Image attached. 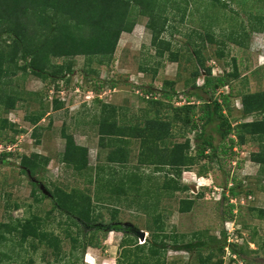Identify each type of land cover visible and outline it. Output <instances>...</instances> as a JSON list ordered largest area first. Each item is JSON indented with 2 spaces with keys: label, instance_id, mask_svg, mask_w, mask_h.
<instances>
[{
  "label": "rangeland",
  "instance_id": "374dc122",
  "mask_svg": "<svg viewBox=\"0 0 264 264\" xmlns=\"http://www.w3.org/2000/svg\"><path fill=\"white\" fill-rule=\"evenodd\" d=\"M148 1L131 3L125 23L131 26V31L121 33L113 61L108 64H98L96 57L88 59L78 55L73 58L74 72L56 83L41 81L22 70L6 80L7 92L12 87L19 92L20 99L9 111L0 105V118H7L12 124L0 131L7 139L3 143L8 139L17 143L6 160L0 157V223L16 224L17 220L21 224L26 217L37 214L42 218L43 229L58 237L60 249L56 255L53 247L37 239L20 242L14 232L0 227L7 235L0 241V264H116L122 257L120 244L126 232L123 229H127L124 223L145 231L144 238L137 237L138 243L160 229L159 235L165 234L167 237L163 240L169 245L163 255L165 264H204L205 258H209L205 264H247L239 255H234L228 246L231 243L247 261L264 264V219L254 210L264 208V175L259 174L260 165L251 158L260 148L259 137L247 134L245 142L233 148L229 147L228 140L220 142L213 126L208 127L218 146L216 157L201 160L184 170L179 178L181 184L195 186L197 192L203 194L201 197H195L190 189L174 193L158 189L170 171L167 168L154 172L153 166L139 167L143 179L141 188L135 187V190L125 186L122 189L116 182L112 193L103 181L110 176L107 154L112 147L99 143L102 116L115 114L126 122L143 124L146 117L154 114V107L150 112L145 110L148 103L137 92L138 84L161 87L164 80H174L177 93L170 100V106L188 101L195 103L193 118L196 120L200 102L186 93L185 86L186 80L192 84L193 71L201 72L195 78L198 86L204 81L207 67L211 68L212 76L236 72L237 76L230 77V85L219 88L213 96L219 98L220 93L231 91L230 111L225 112L233 125L264 118V113L244 114L241 103L242 95L264 91V0H155L158 4L155 20L157 14L168 18L165 31L157 36L169 41L172 50L165 52L162 58L157 54V45L151 44L152 33L146 27L149 17L143 11L149 6ZM171 57L176 61L169 60ZM63 60L51 58L58 64ZM53 86L56 96L50 91ZM57 86L59 90L65 89L64 106L59 109L53 107L56 97H61ZM76 88L79 91L75 92ZM43 111L45 114L37 124L30 123L32 116ZM165 112L172 116V111L160 110L161 114ZM34 130L39 141L33 135ZM180 130V123H173L163 145L184 141ZM63 131L77 144L88 148V168L73 170L60 161L65 148ZM185 137L190 139V151L194 153L195 133L187 132ZM139 144L137 138L131 140L129 162L125 167L115 164L119 172L113 180L125 169H135ZM31 153L50 159L46 168L33 177L23 173L20 166L21 156ZM232 177L250 190L251 198L241 192L236 200H221L218 184ZM55 186L67 192L76 188L87 194L93 202L94 224L119 222L123 228H107L104 233L102 227L95 231L94 224L86 226L87 240L98 241L99 246H87L81 254V248L77 244L73 247L71 240L78 228L68 224L66 215L53 208L49 192ZM210 186H217L216 193L213 194V188V192H209ZM149 188L152 197L144 195V190ZM184 198H195L190 211L178 209L179 201ZM155 199L158 203L153 207ZM14 203L19 206L14 208ZM230 204L234 206L232 219L228 218ZM230 220L232 222L225 223ZM172 235L177 236L179 244L200 239L205 245L190 253L177 250L172 247Z\"/></svg>",
  "mask_w": 264,
  "mask_h": 264
},
{
  "label": "trees",
  "instance_id": "16d2710c",
  "mask_svg": "<svg viewBox=\"0 0 264 264\" xmlns=\"http://www.w3.org/2000/svg\"><path fill=\"white\" fill-rule=\"evenodd\" d=\"M142 1L0 0V105L5 107V111L15 108L20 95L12 87L7 92L6 80L20 70L34 75L41 81L56 83L57 80L74 72L73 58L78 55H84L88 59L96 57L98 64H108L113 61L121 33L131 31V26L125 25L129 7L132 2L142 4ZM148 3L149 6H145L143 11L149 17L146 27L152 33L151 44L157 45V54L162 58L165 56V52L172 51L170 42L157 36L165 31L168 18L157 14L155 20L156 12L154 11L158 4L155 0H149ZM171 54L173 52H169V55ZM195 55L197 57L199 55L198 61L203 65L198 51L195 52ZM52 57L64 58V60L58 64L51 61ZM169 60L176 61L173 57ZM204 71L206 76L201 85L195 84V78L201 73L198 70H194L192 73L191 85L188 84V80L185 81L186 93L196 97L200 102L199 115L196 120L193 118L197 108L195 103L188 101L184 104L170 106V100L177 93L174 80H164L161 87H155L153 84L135 86L141 90L144 100L148 103L145 110L150 112L151 108H155L154 114L146 117L143 124L126 122L125 119L119 118L115 114L102 116L99 127L101 135L99 143L112 147L107 154L110 176L103 180L105 184H108L107 189L110 192H114V183L116 184V182L122 189H125L124 186L133 190L141 188L143 177L139 172V167L144 165L153 166L154 172H159L164 168L170 170L166 173L162 184L157 187L158 189L161 187L163 191L166 190L170 193L191 190V187L181 184L179 178L184 170L190 169L201 160L216 157L218 146L208 128L211 126L219 134L220 142L228 140L229 147L233 148L236 144H243L247 134L259 137L260 148L251 154V158L260 165L259 174L264 175V118L249 122H237L233 125L229 120L228 112H225L230 111L231 91L229 90L225 94L220 93L219 98L214 97L213 93L221 87L229 86L230 77L237 76V73L229 72L222 76H212L210 67L205 68ZM241 103L242 111L246 115L264 113V91L242 95ZM63 106V101L58 98L54 100L53 107L55 109ZM162 109L172 111V116L169 117L166 112L161 114L160 110ZM44 114V111L38 112L32 116L30 123L37 124ZM177 122L180 123V133L184 137V141L163 145L164 139L171 134L172 124ZM8 124L12 125L7 118H0V131H4ZM191 131L195 133L196 148L194 153L190 151V139L185 137V134ZM62 133L65 138V148L60 161L73 170L88 168V148L77 144L73 137L64 134V131ZM33 135L38 140L35 130ZM231 136L236 139L234 140ZM135 138L140 143L135 169H125L116 180H113L118 171L115 164L125 167L129 162V145ZM5 139V136L0 135L1 144H4ZM5 143L13 144L15 142L8 139V142ZM12 153L0 152V157L2 160H6ZM49 161L47 156L38 153L22 155L20 158L21 171L33 177L37 172L43 171ZM98 177L100 178L99 175ZM230 182L232 184L229 186ZM32 184L35 185V182L33 181ZM218 186L222 188L221 200L237 199L241 192L246 195L251 193L244 184L242 185L234 177L227 178L222 185L218 184ZM211 188L210 186L209 192L212 191ZM150 191L152 192V189H145L144 195L152 197ZM49 193L52 197L53 208L66 215L68 224L78 228L77 235L71 237L73 247L77 244L81 248V254L84 253L87 246L98 247L99 242L87 240L84 231L86 226H91L96 221L92 215L94 213L92 199L76 188L67 192L55 186ZM194 195L201 197L203 194L198 190ZM249 197L252 196L249 194L247 198ZM156 199L151 204L153 207L158 203ZM194 199H181L178 209L181 212L190 211L194 205ZM13 206L17 208L19 205L14 203ZM232 207H234L233 204H230L229 219H232L234 215ZM254 210L259 218L264 219V208L258 207ZM42 226V218L37 214L26 217L21 224L17 220L16 224L0 223V227L6 228L9 233L14 232L13 235H17L20 242L29 238L37 239L38 242L53 247V251L58 255L60 249L58 237L54 236L52 232L45 231ZM158 228H162V225H158ZM95 229L98 231L101 228ZM102 231L107 233L108 230L102 229ZM158 231L160 232V229L153 231L143 243H138L136 235L125 232L120 244L122 257L117 259L116 264H165L163 255L169 245L163 240L167 236L159 235ZM170 237H172L173 248L185 250L188 253L205 245V242L200 239L179 244L176 235ZM6 238L7 235L0 229V241ZM228 246L234 255H239L247 264L258 263L252 260L247 261L234 244L231 243ZM208 261L209 258H205L202 262L205 264Z\"/></svg>",
  "mask_w": 264,
  "mask_h": 264
},
{
  "label": "water",
  "instance_id": "95a60500",
  "mask_svg": "<svg viewBox=\"0 0 264 264\" xmlns=\"http://www.w3.org/2000/svg\"><path fill=\"white\" fill-rule=\"evenodd\" d=\"M41 187L43 188V189H45L44 187H43V185H41ZM191 188H192V190H193V192L194 193H196L197 192V190L195 189V186H191ZM94 227H102L103 229H107V228H109V229H114V228H123V226L125 227H127V229H123V230H125L126 232H130L131 234H133V235H136L137 237H139V238H144V233H145V231H143V230H140V229H137L135 226H133L131 223H124L123 224V226H121V224L119 223V222H112V223H110V224H108V225H106V224H101V223H95L94 225H93ZM88 255L86 256V258L88 259Z\"/></svg>",
  "mask_w": 264,
  "mask_h": 264
},
{
  "label": "built area",
  "instance_id": "2783aa9c",
  "mask_svg": "<svg viewBox=\"0 0 264 264\" xmlns=\"http://www.w3.org/2000/svg\"><path fill=\"white\" fill-rule=\"evenodd\" d=\"M137 88V87H136ZM56 88L53 86V88L52 89H50V91L52 92V95H55V92H54V90H55ZM57 90H59V89H57ZM137 90V92H140L141 94H142V92H141V90L139 89V88H137L136 89ZM77 91H79V88H76V90H75V92H77ZM58 93H60V95H61V97H56V98H58L60 101H64L65 100V98L63 97V95H64V93H65V89H61V90H59L58 91ZM56 96V95H55ZM16 142L15 143H13V144H10V143H4V144H1L0 143V152H12L13 150H14V148H15V146H16ZM15 151V150H14ZM185 176V175H184ZM232 183L230 182L228 185L230 186ZM213 188V190H214V192H213V190L211 191V193L213 192V194L214 193H216V191H217V186H213L212 187ZM218 191L221 193V191H222V188L219 186V189H218ZM226 194H228V193H226ZM249 198H251V197H249ZM235 200H236V198H234ZM232 200V199H231ZM228 248V246L226 247V249Z\"/></svg>",
  "mask_w": 264,
  "mask_h": 264
},
{
  "label": "clouds",
  "instance_id": "9594fccd",
  "mask_svg": "<svg viewBox=\"0 0 264 264\" xmlns=\"http://www.w3.org/2000/svg\"><path fill=\"white\" fill-rule=\"evenodd\" d=\"M183 172H184V171H183ZM191 190H192V188H191ZM196 193H197V192H196ZM196 193H195V194H196ZM225 223H230V222H229V221H225Z\"/></svg>",
  "mask_w": 264,
  "mask_h": 264
},
{
  "label": "crops",
  "instance_id": "0c3cea01",
  "mask_svg": "<svg viewBox=\"0 0 264 264\" xmlns=\"http://www.w3.org/2000/svg\"><path fill=\"white\" fill-rule=\"evenodd\" d=\"M49 113V112H48ZM255 162V161H254ZM255 163H257V162H255ZM258 164V163H257Z\"/></svg>",
  "mask_w": 264,
  "mask_h": 264
}]
</instances>
